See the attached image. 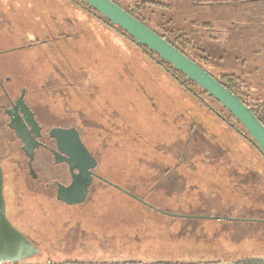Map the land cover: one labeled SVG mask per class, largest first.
Returning a JSON list of instances; mask_svg holds the SVG:
<instances>
[{
    "label": "rangeland",
    "instance_id": "1",
    "mask_svg": "<svg viewBox=\"0 0 264 264\" xmlns=\"http://www.w3.org/2000/svg\"><path fill=\"white\" fill-rule=\"evenodd\" d=\"M156 2L166 8L142 14L153 30L174 41L194 23L198 32L185 35L193 45L186 48L188 55L214 77H238L249 104L264 102V0ZM33 41L34 32H0V87L15 96L25 89L27 95L38 92L47 109L68 110L76 122L90 127L102 144L104 171L116 168L122 193L99 185L83 206L69 208L20 177L18 215L35 240V254L23 264L264 261V166L254 160L261 156L252 144L238 135L225 136L221 119L215 123L198 112L191 116L207 130L208 140L186 142L187 126H179L177 119L191 120L181 113L187 105L165 97L155 109L138 103L136 114L129 101L110 106L95 99L101 92L64 82L54 69L53 44ZM191 90L227 119L214 99ZM5 137L0 128V142Z\"/></svg>",
    "mask_w": 264,
    "mask_h": 264
},
{
    "label": "crops",
    "instance_id": "2",
    "mask_svg": "<svg viewBox=\"0 0 264 264\" xmlns=\"http://www.w3.org/2000/svg\"><path fill=\"white\" fill-rule=\"evenodd\" d=\"M0 26V32H34V43L53 44L54 69L64 82L85 86L91 93L101 92L95 99L110 106L129 101L134 108L130 112L136 114L138 103L155 109L165 97L187 105L181 113L191 120L177 119L179 126H187L186 142L208 140L207 130L191 114L198 112L215 123L220 119L123 33L74 0H0ZM93 110L99 111L95 106ZM221 123L225 136L238 135L250 147L243 136ZM255 159L264 166L262 156ZM256 263L264 261L250 264Z\"/></svg>",
    "mask_w": 264,
    "mask_h": 264
},
{
    "label": "flooded vegetation",
    "instance_id": "3",
    "mask_svg": "<svg viewBox=\"0 0 264 264\" xmlns=\"http://www.w3.org/2000/svg\"><path fill=\"white\" fill-rule=\"evenodd\" d=\"M15 87L13 84L9 86L11 89ZM0 90L3 94L0 116L4 119L0 128L6 136L0 142L5 215L32 246L35 240L26 232L18 215L22 198L20 177L35 182L40 190L64 206L56 198L58 190L76 183L84 186L87 182L85 201L80 205L66 206L69 208L83 206L99 185L122 193L115 180L118 176L116 168L111 166L108 172L104 171L102 144L90 134V127L76 122L68 110V114H59L47 109L45 99L38 92L27 95L25 89L15 96L5 88L0 87ZM65 101L69 103L68 98ZM9 115L14 117L13 124Z\"/></svg>",
    "mask_w": 264,
    "mask_h": 264
},
{
    "label": "water",
    "instance_id": "4",
    "mask_svg": "<svg viewBox=\"0 0 264 264\" xmlns=\"http://www.w3.org/2000/svg\"><path fill=\"white\" fill-rule=\"evenodd\" d=\"M81 1L102 16L111 26L119 28L132 38L135 45L145 47L155 53L161 61L170 64L175 71L182 73L190 82L206 92L209 97L214 99L240 123L264 159V126L260 124L251 110L237 96L225 89L197 64L110 0ZM9 116L11 117V124H13L14 117ZM10 127H13V125ZM87 186L88 183L86 182L84 186L76 183L69 188H60L56 198L66 206L80 205L85 201ZM137 200L144 203L141 199ZM34 254V246L6 218L3 177L0 167V264H21L26 257Z\"/></svg>",
    "mask_w": 264,
    "mask_h": 264
},
{
    "label": "trees",
    "instance_id": "5",
    "mask_svg": "<svg viewBox=\"0 0 264 264\" xmlns=\"http://www.w3.org/2000/svg\"><path fill=\"white\" fill-rule=\"evenodd\" d=\"M74 1L77 2L78 4H80L81 6H83L85 9L91 11L97 17H99L102 21H104L105 23H107L108 25H110L102 16H100L93 9L89 8L83 1H81V0H74ZM110 1L113 2L114 4H116L117 6H119L120 8H122L128 14H130L134 19H136L139 22H141L142 24H144L146 27H148L150 30H152L154 33H156L159 37H161L163 40H165L167 43H169L171 46H173L175 49H177L179 52H181L188 59H190L192 62H194L195 64H197L205 72H207L204 69V67L201 64H199L197 61H195L194 59H192L188 55V53L186 51V48L187 47L192 46V48H193V45H191L192 42L191 41H188L187 38L185 37V35L187 34V32H198L197 27L194 25V23H191V26H186L185 28H182L183 31L180 30L181 31V35L178 36L177 40L170 41L166 37L165 34L159 33V31L153 30L147 24L145 18L142 15L144 12H146L149 9H152V8L165 9L166 6L164 4H161L160 2H156L157 0H142V2H139L138 0H132V2L130 3L129 6H124L122 4V1L123 0H110ZM191 1H194L196 3L197 0H191ZM252 1L255 2V1H260V0H252ZM194 5H196V4H194ZM203 6H206V5H203ZM201 26L204 27V29H206V30L209 29L210 30L209 32H214L213 27H211L208 24L207 25L201 24ZM112 27L115 28L116 30H118L119 32L123 33L130 41H132L135 44L134 40L132 38H130L127 34H125L122 30H120L119 28H117L115 26H112ZM162 32H164V31H162ZM187 36L190 37L189 34H187ZM212 37H214V35H212ZM215 37H214V39L216 40ZM138 47L141 48L146 54H148L153 60H155L156 63H158L172 78H174L183 88H185L188 92H190L191 94H193L197 99H199L200 97L199 96H196L192 92L191 88L197 89V91H199L200 93H202L204 96H207V93L206 92H204L203 90H201L200 88H198V86H196V84L190 82L182 73H180L178 71H175L170 64L161 61L159 59V57L155 53L149 51L145 47H141V46H138ZM199 51H200V54L201 55H205V52L203 50H199ZM203 59L206 60L205 58H203ZM208 74L213 79H215L220 85H222L225 89H227L228 91H230L233 95L237 96L240 99V101L247 108H249L251 110V112L253 113V115L255 116V118L260 122V124L264 126V102H262L260 104H256V105H251L248 102H246L243 99V96L241 94L242 92H241V87H240V84H239V78L238 77H236L235 75H224V76H222L220 78H217V77H214L213 75H211L210 73H208ZM201 102L205 105L206 108H208L210 111H212L214 114H216L224 123H226L232 129H234L236 132H238V134H240L241 136H243L248 142H250L257 149V151L259 152L258 148L251 142V139L247 135L246 131L243 129V127L240 125V123L233 118V116L229 112H227L225 109H223L221 107L228 114L227 119H225L224 117H222L221 114L215 113L213 110H211L203 101H201ZM235 125L237 127H239L240 131H237L234 128V127H236ZM21 264H23V263H21ZM256 264H260V263H256Z\"/></svg>",
    "mask_w": 264,
    "mask_h": 264
}]
</instances>
